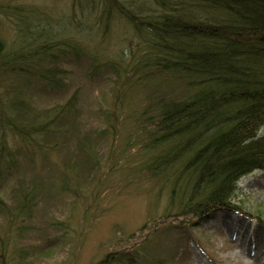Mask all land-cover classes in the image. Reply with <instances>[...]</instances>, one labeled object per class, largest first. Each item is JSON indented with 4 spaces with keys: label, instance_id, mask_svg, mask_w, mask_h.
Instances as JSON below:
<instances>
[{
    "label": "trees",
    "instance_id": "trees-1",
    "mask_svg": "<svg viewBox=\"0 0 264 264\" xmlns=\"http://www.w3.org/2000/svg\"><path fill=\"white\" fill-rule=\"evenodd\" d=\"M59 8L54 4L52 21L46 10L12 11L0 3V14L14 15L17 27L12 42L0 35V264L48 254L59 241L71 248L84 243L81 227L90 226L91 214L72 209L66 218L50 219L54 236L43 250V237L20 244L36 228L39 204L54 192L45 191L48 175L24 179L22 161L30 167L39 161L45 172L49 155L65 148L79 115L76 93L47 108L24 93L34 85L66 87L67 65L81 58L90 61L92 73L112 71L116 83L128 84L127 106L143 94L144 109L124 136L133 162L127 175H140L149 189L157 186V201L166 196L158 217L149 213L119 240L123 245L117 242L92 264H167L159 221L169 218L179 234L215 211L242 213L234 202L237 183L264 168V134H258L264 127V0H69ZM118 26L130 33L124 39L132 46L107 57L100 50H107ZM87 135H75V159L54 162L60 196L75 194L89 172L90 184L102 185L106 157L98 156Z\"/></svg>",
    "mask_w": 264,
    "mask_h": 264
},
{
    "label": "rangeland",
    "instance_id": "rangeland-1",
    "mask_svg": "<svg viewBox=\"0 0 264 264\" xmlns=\"http://www.w3.org/2000/svg\"><path fill=\"white\" fill-rule=\"evenodd\" d=\"M68 1L0 0V3L11 6L12 11L21 6L34 7L37 11L46 10L47 15H52L51 19L54 21V4L60 10L59 7L63 8V3ZM13 16L10 13L0 14V35L7 42H12L17 32ZM123 31L120 26L115 28L107 50L100 52L115 58L120 49L127 51L132 44H129L130 38H124L129 37L130 33ZM95 46L91 45L94 48ZM90 64L89 60L81 58L79 62L67 65L70 74L66 87L61 90L47 91L37 85L25 90L24 95L38 108L65 103L76 93L79 115L76 129L70 135L72 137L68 139L65 148L56 149L58 152L52 150L49 155L48 159L52 163L49 165L47 162L45 172L39 161L33 167L22 161L20 174L24 179L34 174L48 175L45 191L54 188V192L39 204L34 221L36 228L34 227L28 237L20 240V244L43 237L39 240L42 243L40 249L43 250L48 244L46 238L54 236V228L49 227L50 219L66 218L72 209H87L91 217L90 222H87L90 226L84 230L81 227L80 241L84 242L82 245L71 248L69 243L62 245L59 241V245H50L45 252L48 254L24 258L21 264H92L104 251L118 248L117 242L137 230L149 213L154 214L155 218L158 217L165 204L163 197L166 196L158 201L155 199L157 186L149 189L151 183L143 182L140 175H127L133 162L127 157L129 150L123 146L124 136L126 129L128 134L133 128L130 121L144 109L143 94H139L137 101L131 103L130 107L127 106L130 91L128 84H123V78V85H120L116 83L114 72L102 70L92 73ZM128 72H131V68ZM174 89L178 93L182 92V87L178 85ZM124 95L126 97L122 103ZM109 131L115 133V136L109 135ZM84 133L95 144L98 156L106 157V160H102L106 164L105 174L102 173L100 178L102 185L90 184L89 172L80 178V186L76 187L75 194L69 190L60 196L56 190L60 185V174L54 168V162L75 159V135L81 136ZM258 134H264V127ZM121 148H124L123 154H120ZM121 160L123 169L120 168ZM8 189L9 184H6L3 195ZM7 196L6 194V199ZM234 200L241 207L242 213L215 211L205 221L191 222L189 228L178 229L180 235L169 218H165V222L159 221L161 223L157 227L161 235L158 241L163 246L161 257L166 263L264 264V168L240 178ZM153 202L157 203L156 208L151 206ZM119 244L123 245L124 242ZM38 251L40 250L37 249L35 254Z\"/></svg>",
    "mask_w": 264,
    "mask_h": 264
}]
</instances>
